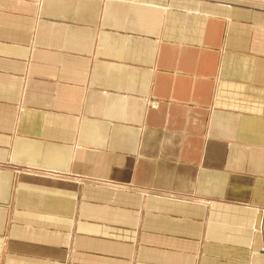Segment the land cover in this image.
Wrapping results in <instances>:
<instances>
[{
	"label": "crops",
	"instance_id": "obj_1",
	"mask_svg": "<svg viewBox=\"0 0 264 264\" xmlns=\"http://www.w3.org/2000/svg\"><path fill=\"white\" fill-rule=\"evenodd\" d=\"M0 264H264V0H0Z\"/></svg>",
	"mask_w": 264,
	"mask_h": 264
}]
</instances>
